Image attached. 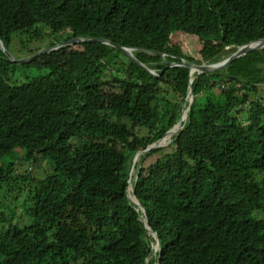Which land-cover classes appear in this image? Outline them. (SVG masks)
Returning <instances> with one entry per match:
<instances>
[{
    "label": "trees",
    "instance_id": "obj_1",
    "mask_svg": "<svg viewBox=\"0 0 264 264\" xmlns=\"http://www.w3.org/2000/svg\"><path fill=\"white\" fill-rule=\"evenodd\" d=\"M43 29L59 35L51 48H131L155 75L82 42L32 58L44 73L18 84L0 51V186L26 190L20 220L0 210V264H264V48L191 82L167 48L180 31L229 58L264 38V0H0L6 50ZM190 88L187 121L154 148L183 121ZM212 89L224 103L203 106ZM39 156L48 176L15 173Z\"/></svg>",
    "mask_w": 264,
    "mask_h": 264
},
{
    "label": "rangeland",
    "instance_id": "obj_2",
    "mask_svg": "<svg viewBox=\"0 0 264 264\" xmlns=\"http://www.w3.org/2000/svg\"><path fill=\"white\" fill-rule=\"evenodd\" d=\"M43 31V36L39 40H30L27 33L17 34L16 32L13 40L6 50V54L0 50L10 62L18 63L15 72V79L18 84L26 81L25 76L27 74L32 78L43 74L44 72L42 70H38L35 66L30 65L29 61H31L37 53L50 49L52 43L61 42L58 34L48 36V30L43 29ZM167 45L169 50L168 53L175 55V58H181L187 64H220L227 59L226 52L220 50V45L217 42L200 39L193 35L184 34L180 31H171L168 33ZM259 46L261 45L259 44ZM60 47L61 46L57 45L56 48H52L51 50H56ZM113 73L116 74L114 71H107L105 78L108 79ZM220 92L221 91H218L217 89H212L210 92L207 91V93L202 96L203 106L209 104L208 102L214 104L215 106L222 105L224 101H218ZM224 111L226 112L227 109ZM198 123H200V120ZM173 136L174 132H172V137ZM166 149L164 151L165 153L168 152ZM20 155H22L21 152H18L15 157H19ZM157 156H159V154L151 156L143 163L142 166H148L157 159ZM38 158L40 159H36V161L34 160L32 164L29 162H22L21 165L14 166L15 173L21 174L25 172L37 180L48 176L51 172L50 165L40 156ZM133 176H135V174H133ZM18 192L19 191L8 193L5 185L0 186V210L6 212L12 211L16 213V220H20L24 214L23 202L26 197V190L21 191L19 194ZM255 216L262 219L264 218V212L256 213ZM26 222L27 220H25V223ZM151 238L155 240L154 236H151ZM157 252L158 246L157 244H153V257L156 256Z\"/></svg>",
    "mask_w": 264,
    "mask_h": 264
},
{
    "label": "water",
    "instance_id": "obj_3",
    "mask_svg": "<svg viewBox=\"0 0 264 264\" xmlns=\"http://www.w3.org/2000/svg\"><path fill=\"white\" fill-rule=\"evenodd\" d=\"M82 42H88V43H95V42H98V43H102V44H105V45H108V46H111L117 50H119L122 54H124L125 56H127L128 58H130L132 61H134L138 66H140L141 68H143L146 72H148L149 74L151 75H155L152 71L148 70L145 66H143L142 64H140L138 61L135 60V58L133 57L132 55V50L131 48H126V47H123L121 45H118V44H114V43H111L110 41L108 40H105V39H90V40H83V39H73L71 41H69L68 43L66 44H61L59 46H64V45H69V44H75V43H82ZM259 42H264V38L263 39H258V40H255V41H252V42H249L247 44H244L240 47H238V49L229 57L227 58L225 61H223L222 63L220 64H204V65H193V64H187L185 62H181L179 64H173V66H185L187 68H189V71H190V82L192 80V76L193 73H194V70L197 72V73H212V72H215V71H220V70H223L227 67H229L231 64H233L237 59L241 58L243 55L247 54L248 52L252 51V50H256V49H262L264 48V45H261L259 46L257 43ZM52 48L46 50V51H43V52H40V53H37L33 58L35 57H38L42 54H45L47 52H49ZM0 50L2 52H4L6 54V49H5V46L4 44L2 43V41L0 40ZM162 57H164L163 54H160ZM22 62V61H20ZM186 102H187V98H186ZM190 106L191 104L188 103V107H187V117L185 118L184 121H180L179 122V128L177 131L174 132V135L179 132L181 129H182V126L183 124L187 121V118L189 116V113H190ZM166 143L165 141V138L162 140V142H160L158 145H156L154 148H159V147H162L164 146ZM152 148H148L147 151L151 150ZM139 159V157H138ZM137 159V160H138ZM134 170V166L132 167L131 171L129 172L130 174L133 172ZM129 184H130V177H129ZM131 187V186H130ZM131 194L133 195V188L131 187ZM136 204H137V207H140L139 204L137 203V201H135ZM142 223L145 227V229L147 230V232L151 235L150 233V229L148 228L147 226V223L145 220H142ZM159 257V256H158ZM157 257V258H158Z\"/></svg>",
    "mask_w": 264,
    "mask_h": 264
},
{
    "label": "bare ground",
    "instance_id": "obj_4",
    "mask_svg": "<svg viewBox=\"0 0 264 264\" xmlns=\"http://www.w3.org/2000/svg\"><path fill=\"white\" fill-rule=\"evenodd\" d=\"M258 45L260 44V45H264V42H259V43H257ZM215 62V61H214ZM196 71L194 70V73H195ZM193 73V71H192V73L191 74H194ZM192 100H193V95H192V90H191V88L189 89V93H188V95H187V103H191L192 102ZM185 108V107H184ZM184 119H183V121L185 120V118L187 117V110H185L184 112ZM182 117H183V114H182ZM178 128H179V122H178V124H177V126L175 127V129L174 130H171L169 133H168V135H167V137L165 138V141H166V143H165V145L164 146H166V144H168L170 141H171V137H172V132H175V131H177L178 130ZM130 177L133 179V172L130 174ZM135 177V176H134ZM130 183H131V180H130ZM132 187V186H131ZM131 187L129 186V195H130V197L131 196H133L132 194H131ZM132 198V197H131ZM132 200H133V198H132Z\"/></svg>",
    "mask_w": 264,
    "mask_h": 264
}]
</instances>
